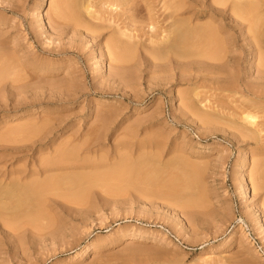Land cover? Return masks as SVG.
<instances>
[{
	"label": "rangeland",
	"instance_id": "rangeland-1",
	"mask_svg": "<svg viewBox=\"0 0 264 264\" xmlns=\"http://www.w3.org/2000/svg\"><path fill=\"white\" fill-rule=\"evenodd\" d=\"M258 1L262 14L264 0ZM193 2L212 5L0 0V65L11 63L14 72L0 78V178L42 170L66 144L63 149L82 146L72 161L77 165L63 161L66 170L44 177L88 179L83 189L73 176L76 201L65 198L70 185L47 193L38 223L12 227L3 205L0 264H264V99L251 95L264 93L256 57L264 38L254 44L239 28L218 37L220 69L204 56L182 65L154 58L172 24L170 8L189 12ZM114 38L119 45L107 43ZM198 46L190 49L197 54ZM249 108L254 127L240 119ZM92 136L99 142L86 150ZM174 178L186 182L176 186L191 188L176 192L167 185ZM183 188L181 198H193L185 199L190 204L166 197ZM9 198L5 209L14 203Z\"/></svg>",
	"mask_w": 264,
	"mask_h": 264
},
{
	"label": "bare ground",
	"instance_id": "bare-ground-1",
	"mask_svg": "<svg viewBox=\"0 0 264 264\" xmlns=\"http://www.w3.org/2000/svg\"><path fill=\"white\" fill-rule=\"evenodd\" d=\"M256 1H257V3H256ZM259 2L261 4V1H258V0H235L232 3H230L229 0H212V5L208 6V7H205L204 5H200L198 2H193V6L194 7L192 8V11H189V12L187 10H183L184 8L182 6H178V5L173 6L172 8H170L171 9L170 10L171 13H169L168 16H167V19L171 20L172 22H170V23H172V24H170V26L168 25L169 28L167 26L168 31L163 30V32L165 31L166 32L165 34H167V35H165L166 37L163 38V41L161 42V44L159 42V44H160L159 46L162 47V48H161V50H158V48H159V46H158L157 47L158 52H156L157 50H154V52H156V53L153 52V54H154L153 57L155 56L160 61H162V60L163 61L164 60H169V61L172 60V62L175 61L177 65L178 64L182 65V63H184L186 61H189V60H192L194 57L204 56V57L207 58V60L209 62L208 64H209L210 67L217 68V69L222 68L223 65L220 64V62H221L220 58L221 57L219 56L220 53H221V51H219V50H220V48L222 46L218 45L219 44L218 41H220V39L218 37L224 36V38H225V36L228 34V30H230V29L233 30L235 28H239L238 30L241 33V35H245V33L247 34L248 32H249L250 35L251 34L253 35L252 38L254 40V44L256 42L259 43V40H258L259 38H261V40H262V38H264V17L259 16V15H263L264 11H263L262 14H260L258 12V9L261 6L263 8L262 4L259 7V5H258ZM263 3H264V1H263ZM84 8H85V12L88 13V6L87 7L85 6ZM227 12H228V16H227ZM258 13H259V15H258ZM185 14H186V16L188 14V17H185ZM87 15H90V14H87ZM204 18H207L209 20L207 22H204V23H199L200 20H202ZM215 18H217V20H220L224 24L223 25H221V24L218 25L216 23L217 21H215ZM227 21L228 22H232V23L233 22L238 23L237 27L235 25H234V27H231V25L228 24ZM244 23L245 24L247 23L246 26H248V28L247 27L241 28V26ZM163 29H165V28H163ZM171 34H172V38H171ZM119 35L122 36V33H119ZM117 36L118 35H116V37ZM118 37L116 39H118ZM115 38L113 39L114 43H113V41H110V40H109V42H111V43H109V42H107V43L109 45L111 44L112 46L113 45L115 46V44H117V43L119 45L120 44L119 40H117L118 42L115 43L116 42ZM217 38L219 40H217ZM183 39L184 40L186 39L187 43H186V40L184 41ZM188 40H189L190 43L188 42ZM263 41H264V39L262 40V42ZM163 42H164V44H162ZM193 42L194 43L197 42L198 44H200V46H198V44H196V47L198 46L197 54H196V51L194 53V51H192V49H190L192 46L196 49V47H195ZM225 42H230V38L228 37V39H226ZM183 43H185L186 45L189 43V45L188 46L185 45L186 47L184 46L183 49H182L181 47L184 45ZM192 43H193V45H192ZM181 44H183V45L180 46ZM161 45H163L164 47L161 46ZM129 46L130 45L128 44V47ZM202 46H203V48L206 47V49L205 50L201 49V51H202L201 52V51H199L200 50L199 48H201ZM256 46L262 51V49L259 47V45H256ZM123 47H124V45H123ZM125 47H127V44H126ZM127 48H126V51H128ZM179 48H181V49H179ZM128 49H131L130 52H133L132 51L133 50L132 47H129ZM154 49H156V48H154ZM247 52H248V54L252 53V51L250 49H248ZM258 52H260V51L258 50L257 54H258ZM257 54H256V57H257V60H258V63H259V64L257 63V65H259V67L264 69V51L260 52L258 54V56H257ZM10 64L11 63L6 64V65L5 64H1L0 65V68L4 67V68H1V70H0V78L1 77L4 78V76L12 75L14 73V72L11 73L12 71L10 69H11L12 65H10ZM8 65L10 66V68H9ZM2 69H4V70L6 69L5 71H8L7 69H9L11 74L9 72L7 74V72H5ZM183 69H184V67L181 68V70H183ZM3 74H5V75L3 76ZM242 88L247 91V88L245 86L242 87ZM251 95H254V98L257 99V100L264 99V93H258V95H256L255 93L251 92ZM251 109H253V108H251ZM251 109L249 108V109L243 110L241 115H240V119L243 122H246L248 125L254 127V126H256V123H255L256 115H255V113H252V111H254V110L251 111ZM195 114H198V112L194 113V115ZM199 115H200V112H199ZM196 116H198V115H196ZM202 116H204L203 118H210V117H206L205 115H202ZM202 116L200 115L199 117H202ZM26 126H28V125H26ZM26 126H23V129ZM44 126H46V125H44V123H43V125L41 127L40 126L39 127L41 129L42 128L44 129L45 128ZM31 127L33 128V126H30L28 128H31ZM31 129H29V130H31ZM41 129H38V130H41ZM16 130H14V131L12 130V131L13 132H19L20 129L17 127ZM26 131H28V130H26ZM26 131L23 130L22 132H26ZM246 135L247 136H245V137H247L249 139H253L254 138L253 134H251V133H248ZM96 137H93L91 140L89 138L88 139L89 140L88 143H83L82 142L84 144V146L86 147V150H87V148L90 149L89 146H91L92 144H95L96 142H99V139H97ZM84 142H86V141H84ZM80 145H82V144H80ZM64 146H66V144L63 145V147L61 146L62 148H58L57 151H55V153L52 152L53 156L57 157V161H56V157H55V159L51 158L53 160V162H52V160L51 161H49V160L46 161L44 167L42 168V170H38V171L37 170L36 171L32 170L31 172H29L25 176H22L23 172L10 173L8 175L9 179L7 177L4 178L5 176L2 175L3 178H0V200H1L0 201V206H1L0 207V211L3 209L5 211L9 212V213L6 212L9 215H6L7 217L5 216L6 217L5 221L9 222V225L11 224L12 227L14 226V227H16L18 229L22 225L24 226L26 224H30V223L32 224V223L37 222L38 220H41L43 200H44V198H45L47 193L50 194V191H52V193L57 195V193H59L60 191L62 192L65 189V187H66L65 185H67V186L70 185L69 188L71 189L72 188V186H71L72 182L75 185H77L79 183V181L81 183V180H83V179L79 178L80 177L79 175H73V176H76V177L78 176L77 178L80 179V180L76 181V182H78L77 184H76V182L74 183V181H73V179L76 180V178L73 177V176H70V175L69 176L68 175H61V176L55 175L56 177L54 175L53 176L50 175V176L44 177L47 174L52 173L54 171H64V170H66V168H68V167L67 166L64 167V165H66L68 163V161H71V163H70L71 165L76 164V162H72V161H75V157L77 156L76 153H78L80 150H82V146L80 147L78 145L79 147H75V148H72L70 146L69 149H67V148L63 149ZM85 147H84V149H85ZM91 147H94V145L91 146ZM63 161L64 162L67 161V162H65L66 164ZM82 161H81V164H82L81 166H83ZM59 162L60 163L62 162L61 163L62 165L59 166V164H60ZM79 163L80 162H78V164ZM40 164H41V162H40ZM85 164H86V161L84 160V165ZM39 166H41V165H39ZM42 166H43V164H42ZM12 176H14V177L12 178ZM156 176H157V174L155 172V178H156ZM194 176H195V174H194ZM194 176H193V179H194ZM71 177H72V179H71ZM82 177H84V176H82ZM121 177L123 178L124 174ZM184 178H185V181H188L189 184H192L193 188L195 187L194 186L195 184H193V183H195L194 181H193V183H190V181H191V180H189L190 178H188V180H186L187 179L186 177H183V179ZM180 179H182V177H180ZM86 180H88V179H86ZM86 180H85V182H82L84 184L81 183L82 186L81 185L80 186L82 188L84 186H87L86 185V183H87ZM90 180H91V178H90ZM177 180H179V179H176V181ZM67 181H69L68 183H70V184H66ZM173 181H175V178L172 179V181L170 180L169 184H167V185H172L173 184L172 186H175V188L172 187V186H170V188H173L175 190L177 189L176 187H179V188L190 187L191 188V186H189V185L182 186V187L181 186H176L178 181L176 182V184ZM195 181L197 183V178H196ZM89 183H90V181H89ZM170 183H172V184H170ZM179 183H180V185L182 184L181 181H179ZM179 183H178V185H179ZM184 183H186V182H184ZM81 187L79 189H82ZM121 187L123 189L124 186H121ZM121 187H118L119 189L117 187L116 188H112L111 187V188L115 189V190L117 189L119 191L121 189ZM167 187H168V190H169L170 189L169 186H167ZM167 187L164 189L165 191H167L166 190ZM69 188L65 189V191H63V192L69 191L70 190ZM108 188L109 187H107V189ZM111 188H109V189H111ZM184 188L182 189L183 191L181 190V193H177L178 195L173 193V194H169L170 196H166V197L167 198L171 197L172 198V199L170 198L171 201L173 203L175 202V204L179 203V204H182V206L188 205L190 203L187 204V202H189V201L185 200V199H189L190 198V201H191V199H193V198H191V197L181 198L182 195H180V194H182V192H184ZM173 189H171L170 191L171 192L172 191L175 192V190H173ZM178 189H177L176 192L180 191ZM72 190L74 191V188L70 190L71 192H69V195H67V193H66V195H67L66 197H65V194H64V197L65 198H69L70 195H71V197H74L73 198V200H74L75 199V195L72 192ZM86 191L87 190L85 189V191H84L85 194H84V192H82V194H81L80 191L78 193L76 192L77 195H78L76 199L77 200H79V199L81 200V198H82L81 196L82 195H84L83 197H85L86 196ZM55 192H57V193H55ZM165 193H167V192H165ZM163 194H164V192H163ZM7 196H9L10 198L12 197V198L15 199L14 203L11 204L12 206H10L11 209H9V208L5 209V207H4L5 205H7V204L4 203L7 200L5 198H9ZM164 196H165V194H164ZM10 198H9V200L12 202L13 199L12 198L10 199ZM71 201H72V199H71ZM74 201H76V200H74ZM185 201H187V202H185ZM6 203H7V201H6ZM263 205H264V202H263ZM2 206H3V208H2Z\"/></svg>",
	"mask_w": 264,
	"mask_h": 264
}]
</instances>
